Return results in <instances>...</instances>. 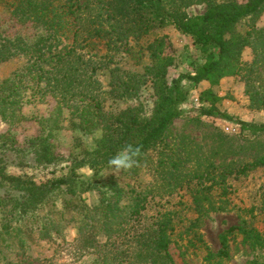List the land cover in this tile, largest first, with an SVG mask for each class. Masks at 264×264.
Masks as SVG:
<instances>
[{
	"label": "rangeland",
	"instance_id": "374dc122",
	"mask_svg": "<svg viewBox=\"0 0 264 264\" xmlns=\"http://www.w3.org/2000/svg\"><path fill=\"white\" fill-rule=\"evenodd\" d=\"M6 2L0 0V25L9 33L32 39L36 31L32 23L23 26L10 14ZM185 2L189 14H202L207 9L204 0ZM246 29L252 31V46L245 47L242 60L251 63L257 59L252 75L264 93V5L239 22L237 30ZM129 40L135 53L115 49L106 45L105 39L96 38L84 43L85 48L79 46V63L71 57L40 81L28 74L25 78L30 87L24 91L23 118L12 123L0 115V136L11 135L14 149L28 163H11L10 173L38 183L68 179L36 201L23 191L10 190L13 198L0 203V264H100L101 245L118 237L120 223L125 229L115 246L127 248L128 241L136 243L130 232L153 226L165 211L176 215L172 251L177 264H264V244L243 235L231 238L228 258H207L209 250L220 249L219 235L232 225L252 223L264 235V166L247 174L236 171L264 156V133L242 129V122L263 124L264 108L250 106L246 81L240 75L224 77L217 84L202 81L195 85L190 75L204 62L200 49L191 35L175 26L155 30L139 40L130 36ZM151 44L171 58L167 81L181 78L190 90L183 105L185 114L170 125L164 144L148 150L131 170L114 174L107 165L93 162L100 159L96 152L104 131L101 127L83 128L79 115L92 100L91 95L102 101L106 112L130 107L143 117H151L157 99L148 72L153 64ZM26 63L23 55L0 62V82L25 72ZM134 80L141 82L137 92L118 97ZM212 107L221 114L202 112ZM34 140L36 145L30 142ZM9 148L2 146L0 138V151L17 158ZM46 152L52 160L41 157ZM224 187L226 193L222 192ZM199 189L196 194L203 199L198 208L193 194ZM137 194L146 197V209L139 218H132L131 204ZM109 202L117 203L119 211L108 221L102 208ZM197 218L204 242L192 245L193 234L187 229Z\"/></svg>",
	"mask_w": 264,
	"mask_h": 264
},
{
	"label": "trees",
	"instance_id": "16d2710c",
	"mask_svg": "<svg viewBox=\"0 0 264 264\" xmlns=\"http://www.w3.org/2000/svg\"><path fill=\"white\" fill-rule=\"evenodd\" d=\"M204 1L207 3L206 11L193 15L186 11L188 4L185 0H95L87 4H82L81 0H7L6 5H9L10 14L17 17L23 26L31 22L36 31L31 39L21 33H9L7 28L0 25V62L22 55L27 57L25 72L17 73L0 82V115L12 123L21 120L24 91L30 87L25 77L29 74L34 81L43 80L47 74L54 73L61 65L66 64L71 57H75L79 63L82 59L78 53L80 45L85 48L84 43L89 44L93 39L99 38L105 39L108 46L114 45L115 49L122 47L130 53H135V47L130 44V36L139 40L169 25L191 35L200 49L204 62L196 67L194 75H190L195 85L202 81L217 84L224 77L240 75L246 81V94L249 96L250 106L256 109L264 108V93L254 82L252 75L258 63L257 59L251 63L242 60L245 47L252 46V31L237 30L242 19L262 8L264 0ZM85 12L81 18L77 17V14ZM154 45L149 46L153 64L148 67V72L151 74L157 99L151 117H143L130 107L116 112H106L100 99L88 95L92 100L80 112L81 124L85 129L101 127L104 131L96 152L97 158L100 159H94L93 162L107 165L109 157L125 143L140 145L141 156L138 161L142 160L148 150L165 143L170 125L185 114L183 105L189 98L190 90L183 85L181 78H175L171 83L167 81L171 58L157 52ZM136 78L134 75V79ZM133 82L136 84L128 85L125 91L118 93L117 96L135 94L141 82L140 80ZM115 91L117 88L113 89V92ZM206 92L214 96L215 100L219 99L212 91ZM202 112L206 115L221 114L213 107L203 109ZM242 129L264 133V123L252 125L242 122ZM0 138L2 146H11L9 149L17 157L12 159L7 156V151H0V203L13 198L10 190L23 191L32 201H36L68 182L65 177H60L38 183L31 177L10 173L8 167L11 163L17 161L19 166H26L28 163L19 157V151L14 149V145L11 144L14 138L11 135L2 134ZM30 142L32 145L38 143L37 140ZM46 150L49 151L50 147ZM41 157L52 160V157H48V152ZM174 165L178 169V165L176 163ZM259 166H264V156L245 163L236 171L238 174H247ZM221 175L225 177L224 174ZM212 179L215 181V177ZM212 187L213 185L206 188ZM198 191L201 189L193 195L194 203L199 208L203 198L196 194ZM222 192L226 193L227 188L224 187ZM145 201L146 197L142 194L135 196L131 204L132 218L140 217L142 210L146 209ZM102 210L108 221L114 219L119 211L117 203L111 202ZM175 217L174 212L165 211L153 226L143 231L135 230L132 234L130 232L128 235L136 243L129 244L128 241L127 248L115 246L125 229L120 223L116 229L118 237L108 238L101 245L99 263L177 264L172 251L175 246L173 238ZM199 226V218L191 221L188 226L187 230L193 234L190 240L192 245H196L195 242L198 241L204 242L202 234L197 230ZM238 235L252 239L256 244H264V235L254 224L242 222L230 226L219 235L220 249L217 252L209 250L207 258L209 260L214 257L228 258L230 240ZM130 246L133 249L130 250Z\"/></svg>",
	"mask_w": 264,
	"mask_h": 264
},
{
	"label": "clouds",
	"instance_id": "9594fccd",
	"mask_svg": "<svg viewBox=\"0 0 264 264\" xmlns=\"http://www.w3.org/2000/svg\"><path fill=\"white\" fill-rule=\"evenodd\" d=\"M141 156V147L138 144L125 143L121 145L108 161V168L115 173H123L138 165Z\"/></svg>",
	"mask_w": 264,
	"mask_h": 264
}]
</instances>
